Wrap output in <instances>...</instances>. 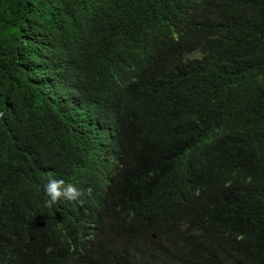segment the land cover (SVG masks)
Returning a JSON list of instances; mask_svg holds the SVG:
<instances>
[{"label": "trees", "instance_id": "16d2710c", "mask_svg": "<svg viewBox=\"0 0 264 264\" xmlns=\"http://www.w3.org/2000/svg\"><path fill=\"white\" fill-rule=\"evenodd\" d=\"M0 114V264H264V0H0Z\"/></svg>", "mask_w": 264, "mask_h": 264}, {"label": "clouds", "instance_id": "9594fccd", "mask_svg": "<svg viewBox=\"0 0 264 264\" xmlns=\"http://www.w3.org/2000/svg\"><path fill=\"white\" fill-rule=\"evenodd\" d=\"M44 191L47 196L45 207L48 208H51L54 205L58 204L61 200L70 203L82 204L83 197L85 196V191L81 188H78L75 184L65 183L63 179H57L52 175H49ZM87 194H91V189L87 191ZM103 222H106V217L103 215H98L96 216V218H92L89 221L90 227L95 229V232L99 234V236L94 235L91 238V241L90 239H88V242H90L91 244L101 242L104 238V232L102 228ZM11 259H13V262H11V264H40L27 251H21Z\"/></svg>", "mask_w": 264, "mask_h": 264}]
</instances>
